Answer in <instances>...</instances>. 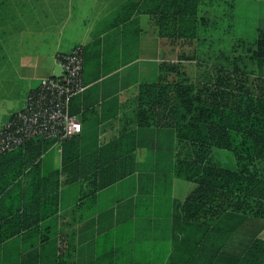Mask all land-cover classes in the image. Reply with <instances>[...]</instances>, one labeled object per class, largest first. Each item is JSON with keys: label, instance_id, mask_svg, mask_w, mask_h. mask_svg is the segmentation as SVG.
Instances as JSON below:
<instances>
[{"label": "trees", "instance_id": "1", "mask_svg": "<svg viewBox=\"0 0 264 264\" xmlns=\"http://www.w3.org/2000/svg\"><path fill=\"white\" fill-rule=\"evenodd\" d=\"M223 4L229 6L221 19H227L225 30L232 48L214 50L219 55L194 82L182 63L194 61L207 68L198 51L220 21L201 15V0H141L137 14L151 17L161 38L202 47L193 55L182 53L177 61L162 62L156 79L139 85L127 127L119 133L111 158L100 157L94 168L82 172L91 176L82 199L94 198L117 184L133 189L129 178L138 170L134 131L172 130L176 143L172 178L191 187L180 209L195 225L191 242L174 250L184 252L187 260L174 258L175 264H204L205 260V264H264V240L255 239L243 253L225 251L236 229L232 224L248 218L264 220L263 7L247 0H240L238 6L226 0ZM133 6L137 7L134 3L125 7ZM81 96L71 103L72 115ZM77 137L61 143V169L46 166L45 159L57 143L48 138H34L0 156V264H22V251H39V247V264H69L57 260V243L49 233L60 210L61 174L73 167L69 149L75 147ZM216 150L229 152L237 167L219 165ZM12 240L18 250L14 256L6 245Z\"/></svg>", "mask_w": 264, "mask_h": 264}, {"label": "crops", "instance_id": "2", "mask_svg": "<svg viewBox=\"0 0 264 264\" xmlns=\"http://www.w3.org/2000/svg\"><path fill=\"white\" fill-rule=\"evenodd\" d=\"M224 1L201 0V11ZM226 1L237 5L240 0ZM249 1L259 3L264 16V0ZM130 3L137 7L126 8ZM140 4L141 0H0V131L26 107L29 93L44 79L62 75L60 55L77 47L86 51L87 90L73 105L83 130L69 149L73 167L61 174L60 210L49 233L57 243L58 261L175 264L174 258L187 260L184 252L174 250L191 242L195 233V225L180 209L191 187L172 178V130L134 131L138 170L129 178L133 189L117 184L82 199L91 177L82 172L94 168L100 157L111 158L139 85L156 79L162 62L173 61L167 57L172 51H163L168 40L159 36L153 19L137 14ZM126 16L129 19L124 21ZM163 52L166 57H160ZM62 150L57 143L51 149L49 160L45 159L48 169L62 168ZM244 221L232 224L236 229L225 251L243 253L255 239L264 240V220ZM15 240L6 243L9 255L18 252ZM40 249L22 251L16 259L39 264Z\"/></svg>", "mask_w": 264, "mask_h": 264}, {"label": "built area", "instance_id": "3", "mask_svg": "<svg viewBox=\"0 0 264 264\" xmlns=\"http://www.w3.org/2000/svg\"><path fill=\"white\" fill-rule=\"evenodd\" d=\"M62 75L44 79L32 90L26 107L14 114L0 132V156L34 138L43 137L61 144L82 133L81 121L71 113L74 98L83 95L84 52L82 47L59 56Z\"/></svg>", "mask_w": 264, "mask_h": 264}, {"label": "rangeland", "instance_id": "4", "mask_svg": "<svg viewBox=\"0 0 264 264\" xmlns=\"http://www.w3.org/2000/svg\"><path fill=\"white\" fill-rule=\"evenodd\" d=\"M249 1V0H248ZM251 3V1H249ZM215 3V2H214ZM212 4L210 6H204L202 7V11H201V15L205 16V17H210L211 19H215V20H219L220 24H218V29L217 30H213V32H209L208 34H206V36H208L206 38V42L205 43V47L204 48H200L199 49V53L202 55L200 56L201 59L207 61V68L203 65V66H199L198 62H184L182 63L183 65V71L185 72V74H187V76L193 80L194 82L198 81L204 70H207L210 68V66L213 64V57L219 55L218 53L214 54V50H221L222 51H229L232 48V44L231 43V37L229 35V33L227 32V30H225V27L227 25V23L225 21H227L226 18L221 19L222 17V11H225L227 8H229V6H225V4H222L221 2L219 3V5L216 4ZM262 8V7H261ZM220 18V19H219ZM219 23V22H218ZM210 31H212V29H210ZM247 32H249L247 30ZM203 38V36H202ZM221 40V42H220ZM218 41L220 43H218ZM182 42V41H181ZM172 42L170 40L164 41L163 42V51H172V53H169V55H165V52L160 54V57L162 55H164V57H168L169 60H173V61H177L178 58L180 57V55L182 53L188 54V55H193L194 52L196 51V49H198V47H202L200 46L201 44H197V43H184V42ZM218 43V45H217ZM238 45L237 43H235L233 46ZM212 47H214L213 49H211ZM175 147H176V143H175ZM176 151V148H175ZM175 153V152H174ZM49 157V156H48ZM47 157V160H49V158ZM215 158L216 161L219 165L223 166V167H227V168H231V169H235L237 167L236 165V161L235 158L229 153V152H225V151H219L216 150L215 151ZM255 221V223H261L263 220L261 219H254L251 218ZM246 226V224H242L241 227ZM246 229V228H245ZM240 233V232H239ZM246 231H243V237L246 236ZM246 239V237H245ZM232 244H235L236 242H234V240L231 241ZM228 249H237V247H235L234 245H228Z\"/></svg>", "mask_w": 264, "mask_h": 264}]
</instances>
